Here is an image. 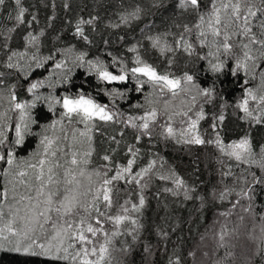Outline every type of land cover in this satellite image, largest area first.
<instances>
[{
	"label": "trees",
	"instance_id": "trees-1",
	"mask_svg": "<svg viewBox=\"0 0 264 264\" xmlns=\"http://www.w3.org/2000/svg\"><path fill=\"white\" fill-rule=\"evenodd\" d=\"M222 2L227 0H215V5L219 7ZM248 2L260 7V0ZM22 6L28 9L26 21L32 16L36 20L19 27H16L14 19H9L10 14L13 17L16 14L14 0H6L0 8V72L4 73L0 77L4 81L0 86V130L8 137L6 144L0 145V155L10 148L15 157L13 165L0 160V208L4 215L15 214L17 210L20 216L30 215L29 209L38 202L36 211H43V202L49 192L56 193L54 202L65 195L76 196L81 202H91L101 183L96 171H107L110 178L118 168L127 165L128 159L134 158L132 174H126L124 180L114 181L111 185V208L104 206L102 196L98 204L106 215L130 216L137 220V225H133L131 220L120 225L106 219L103 221L101 227L108 233L110 244L109 255L101 264H264V232H261L264 225V183H253V174L264 178V169L258 163L236 161L227 154L230 151L227 145L247 136L255 159L259 161L264 155V116L260 123H256L238 107L245 95V87L260 94L264 58L259 56L261 46L251 44L250 39L252 33L257 39H264L260 28L264 13L258 12L256 17L249 18L252 33L243 36L235 25L224 29L227 16L221 9L222 23L217 26L221 29V36L213 37L207 27L213 0H198V6L189 5L187 8L180 7L179 0H22ZM137 8L140 11L133 16ZM246 10L242 7V13ZM201 16L205 23L197 29L194 26L200 23ZM88 20H92V24L80 23ZM78 25L83 28L88 41L76 33ZM185 26L191 31L186 33ZM12 28L16 30L9 32ZM201 30L207 36L204 44L199 42L204 39L199 35ZM225 31L231 37L229 42L233 48L228 52L222 48L217 51L223 43ZM29 32L37 36V41L28 43L25 40ZM157 38L160 43L154 46L153 41ZM5 41L6 48L3 47ZM185 42L193 45L190 52L184 50ZM245 43L249 44L250 55L257 57L253 74L237 69V61L242 60L244 51L249 50L242 47ZM162 47L165 49L163 52ZM11 52L23 53V56L17 55L12 60L19 63L20 68H7ZM81 52L87 53L85 60H102L113 74L119 75L123 70L128 79L99 80L95 72L89 71L87 64L79 66L76 56ZM137 57L155 67L158 74L180 79L185 90H178V95L173 97L168 89L161 91V85L144 83L142 90L136 91L138 81L130 69L138 66ZM61 61L64 67L57 69L55 65ZM221 61L223 67L220 71H213L211 65ZM37 62L43 66L36 67ZM248 64L252 65L253 61H248ZM185 74L191 75L193 82L185 83ZM139 79L145 81L147 77L139 76ZM36 81H44V84L34 93H29L28 87ZM244 81L248 83L244 84ZM195 86L212 88L214 94L211 98L197 96L196 104L192 105L191 96L197 92ZM112 89L123 95H109ZM13 93L16 101L10 99ZM80 93L107 105L108 110L118 115L108 122L98 119L83 122L74 116L71 122L64 118L54 129L49 127L53 121L60 120L63 108L62 104L50 108L45 98ZM36 95L41 99L29 109L31 120L36 122L29 123L24 142L17 145L15 125L21 121L20 111L14 108V103L32 101ZM165 101L168 102L167 108ZM189 107L192 108L189 115L193 119L196 112L203 110L205 118L199 121L198 132L205 140L212 141L218 134L225 145L223 152L215 143L189 144L186 142L188 137L180 135L187 128L188 118L172 114L186 111ZM249 107L255 115L264 105L250 100ZM152 108L157 110V118L149 121V134L145 135L144 130L128 123L129 118H133L136 125L141 124L139 118ZM220 115L224 116L223 121L218 119ZM169 116H172L171 120ZM214 123L215 128L212 127ZM169 124L175 131L172 137L166 133ZM44 136L53 140L47 153L41 143ZM137 136L140 139L137 140ZM129 147L136 152L135 157L129 153ZM88 151H91V156L84 157ZM52 152H56V156H52ZM73 152L77 153L78 159L86 158L90 162L71 166L69 162ZM105 155L110 157L109 161L103 160ZM41 159L45 161L42 177L45 194L38 197L41 180L36 176L41 171ZM153 160L155 165L140 178V184L129 182L131 175ZM30 164H35L36 168L29 167ZM50 167L53 170L52 182L47 183ZM69 167L75 170L78 183H67L71 177L65 176V170ZM81 168L84 169L82 176L79 175ZM21 172L25 175H19ZM177 178L185 182L180 188L175 184ZM89 188L91 192H88ZM242 190L249 196L242 195ZM5 191L6 198L3 195ZM84 192L88 195H82ZM141 195L144 205L138 212L132 211L131 205L139 206ZM27 196L32 200L21 199ZM249 205L251 210L244 211ZM56 206L58 203L49 213L54 220L58 217ZM125 207L129 212L123 211ZM79 215L88 214L80 209ZM96 215L95 211L91 212L92 217ZM78 219V216L69 214L58 222L68 220L75 228ZM90 222L95 224L91 217ZM50 225L51 222L46 228ZM113 231L119 234L112 236ZM86 235L94 241L98 239L99 243L104 241L103 233H98V237ZM76 245L82 246L80 243ZM95 246L98 247V243ZM8 248H0V264H79V260L28 256L7 251ZM91 259L97 257L91 256Z\"/></svg>",
	"mask_w": 264,
	"mask_h": 264
},
{
	"label": "snow or ice",
	"instance_id": "snow-or-ice-1",
	"mask_svg": "<svg viewBox=\"0 0 264 264\" xmlns=\"http://www.w3.org/2000/svg\"><path fill=\"white\" fill-rule=\"evenodd\" d=\"M6 3V0H0V8H2ZM15 4V16L13 17L11 14L9 15V19H14L16 22V27H19L20 25H23L25 23L31 24L33 21L36 20L35 16L31 17V20L25 19L26 13L28 11L27 8L22 6V0H14ZM189 5L196 7L198 6V0H179V6L182 8H187ZM67 7V5H65ZM242 7L246 8V12L242 13ZM255 8V10H253ZM221 9L225 10V14L227 16V22L223 24L224 29H228L229 27H232L235 25L237 29L239 30L240 34L243 36H248L250 33H252V27L250 26V17H256L257 13H264V0H260V7H256L255 5L248 2V0H227V2H222L219 7L215 5V0H213V9L211 16L209 20L207 21V27L211 31V34L213 37H219L221 36V29L217 27L222 23L221 20ZM230 10V11H229ZM139 8L136 9V12L132 13L133 16L136 15L137 12H139ZM200 23L196 24L194 27L197 29H200L201 26L205 23L204 17L201 16ZM242 21V23H237ZM81 24L87 23L92 24V20L88 21H81ZM261 28V36H264V22L260 24ZM16 28L9 29V32L15 31ZM184 31L190 32L191 29L185 26ZM76 33L85 41H88L89 38L87 35H85L83 28H81L79 25L76 27ZM235 33H233L234 35ZM199 35L203 37L204 39H201L199 42L200 44H204L205 40L207 39L206 33L201 30ZM11 38V37H8ZM37 36L33 35L31 32L28 33V35L25 37V40L28 43H33L37 41ZM231 37L227 31L223 33V43L220 44L217 48V51H219L220 48H222L225 52L230 51L233 48V44L230 43ZM181 40H183V34H181ZM160 43L159 38L155 39L153 41L154 46H158ZM251 44H259L261 46V49L259 51V56L261 58H264V39H257L256 35L252 33ZM3 47H7V42L5 41ZM244 49H249V44L245 43L242 45ZM193 49V45L191 43L185 42L184 44V50L185 51H191ZM165 49L162 47L161 51L163 52ZM130 51H134V49H130ZM168 51H172L171 48H168ZM21 55L23 56V53H17V52H11V54L8 56L7 60V68H20L21 65L19 63H13V57ZM87 53L81 52L76 56V60L80 62L79 66L83 67L85 64H87L89 71L95 72L97 74V78L102 81H125L128 79L126 73L122 70L121 74H113V72L109 71L108 68L105 66L104 62L102 60H85ZM209 55H214V53H209ZM33 60H36V57H32ZM51 59V57H49ZM257 57L250 55V49L248 51H244L243 53V59L237 61V69H243L246 73L253 74L255 71V68L257 65L255 64ZM248 61H253L252 65L248 64ZM137 67L131 68L130 71L132 73V76L134 79H137L138 86L135 89L136 91H141L142 86L144 83H152L154 85H161V91L163 89H168L172 96L175 97L178 95V90L184 91L181 87V80L177 78H170L169 75L166 74H158L157 69L153 67L152 65L142 61L139 57H137ZM43 65L39 62L36 63V67H42ZM55 67L57 69H60L64 67V62H58L56 63ZM213 71H220V69L223 67V62L219 63H213L211 65ZM261 67H264L262 65ZM139 74V75H138ZM236 72L233 71V75H235ZM261 87H260V94H257L256 90H253L251 88H244V97L242 100L238 103V107L242 109V111L246 114L247 117L251 118L256 123H260L262 116H264V107H259L257 110L258 114L254 115V111L250 109L249 107V101H256L258 105H264V71H261ZM4 73L0 72V77H3ZM139 76L147 77V80L141 81L139 79ZM253 78L255 76L253 75ZM184 82L185 83H191L193 82V77L191 75L185 74L184 76ZM67 80V77H65V82ZM247 81H244V84H247ZM4 84L3 79H0V86ZM44 84V81H36L33 82L27 89L29 93H34L35 90L40 88ZM197 87V92L195 95L191 96V104H196L197 96L207 97L211 98L214 94V89L212 88H199ZM190 92L191 89H188ZM109 95L113 96H122L123 93L118 92L116 89H112L111 93ZM12 101H16L17 97L13 93L10 97ZM41 97L39 95H36L34 97V100L32 101H25V102H16L14 103V108L20 111V121L21 123H17L15 125V133H16V140L15 144L19 145L24 142V133L28 131L29 123H35L36 121L31 120L29 109L35 107V101L40 100ZM49 101L50 108H53L55 104H62L63 112L61 113L60 120L53 121L49 127L55 128L57 124H60L64 118H67L69 122L72 121L73 117H79L83 122L92 121L94 119H98L100 121L108 122L113 121L115 116L118 115L116 113L111 112L108 110L107 105H103L98 103L96 100L92 99L89 96L84 95L83 93L77 94L75 96L71 95H65L64 97H48L45 98ZM151 103V101H149ZM167 101H165V107L167 108ZM192 112V108L189 107L186 111H182L181 113H173L172 115H183L184 117H187V128L183 129L180 133L181 136H187L188 139L186 140L189 144H195V145H204V144H212L215 143L216 146L223 152L225 150L224 143L220 140L219 135L217 134V137L215 141L212 140H205L201 137V135L198 132V123L200 120L204 119V113L201 109L200 111L196 112L195 116L196 118L193 119L189 114ZM157 118V110L155 108H152L151 111H148L145 113L143 117H140L139 119L142 120V123L139 125H136L133 122V118H129L128 123L131 124L132 127H139L140 129L144 130V134L147 135L148 129L150 127L149 121H155ZM169 120L172 119V116L168 117ZM220 121L224 120V116L220 115L218 117ZM181 123H185V121H181ZM213 128L216 127V124L214 123L212 125ZM166 133L169 137H172L175 135L174 128L169 124L166 127ZM85 133H81V135H84ZM75 135V133H73ZM66 138V137H65ZM90 139V137H89ZM115 140V137L112 138ZM136 139H140L139 136L136 137ZM8 140V137L4 134L2 130H0V145H5L6 141ZM41 143L44 145V152L47 153L49 148L53 144V140L50 139L48 136H44ZM227 148L230 149L228 151V155L230 157H234L236 161H244L245 163H258L259 166L264 169V155L260 156L259 161L255 159L254 150L251 145L250 139L246 136L238 141H233L231 144L227 145ZM129 153L132 154L133 157H135L136 152L133 151L131 147L128 149ZM91 151H88L84 153V157H90ZM52 156H56V152L51 153ZM0 160L5 161L9 165H13L15 163V157L13 154V151L9 148L3 155H0ZM104 161H109L110 157L108 155H105L103 157ZM90 161L86 158H77V153L73 152L72 157L70 160L71 166H79L80 164H88ZM45 161L44 159H41L39 161V164L41 165V171L36 176L37 180H41L40 188L37 191V196H43L44 193V186L45 182L42 181V177L44 176L43 172V165ZM135 163L134 158L128 159L127 165L122 168H118V170L115 171V174L112 175L110 178L108 176V172L104 171L103 173L101 171H96L95 175L98 177H101V183L100 187L96 189L95 194L92 197L91 202H81L76 196L69 197L65 195L63 199H60L59 201L53 200V197L56 195V193L49 192L47 194V197L45 201L43 202L45 204V208L43 211H36V208L39 207V202L37 205H35L33 208H30L29 211L31 212L30 215L26 214L24 216L17 217L15 214H13V218L8 220V222L4 225L3 228H0V248L4 247V243H8L11 245L7 249V251L15 252V253H22L24 255L28 256H52L53 259L56 260H64L68 261L71 260L73 262H76L79 260V264H101L102 261L105 260L106 256L109 255V244H110V238L108 233L105 231L103 227H101L103 221L106 219L107 221H111L114 223V225H120L125 220H131V223L133 225H137V220L132 219L130 216L126 215H106L105 212L101 211L100 206L98 204L100 197L102 196L104 206L107 208H111L112 206V188L111 185L114 181L118 180H124L126 177V174H132L133 172V164ZM156 161H151L147 167L141 169L138 172H135L134 175H131V180L129 182H134L136 184L141 183V179L144 175H146L155 165ZM31 168H36L35 164L28 165ZM59 166V165H57ZM107 168V166H105ZM52 168L50 167L48 169V172L50 175L48 176L47 183L52 182ZM229 173H225V175H228ZM19 175L23 176L25 173L21 172ZM79 175H84V169L81 168L79 171ZM65 176L71 177V179L67 180L68 184L72 183H78V181H75V170L72 167H69L65 170ZM162 179H167L168 177H161ZM184 181L182 179H175V184L178 188L182 187L184 185ZM253 183H264V178L256 177L255 174H253ZM167 191H172L171 189H166ZM71 191V190H69ZM92 189L89 188L88 192H91ZM227 191V189L225 190ZM88 192L82 193V195L87 196ZM242 195L248 197L249 193L244 192L242 190ZM4 197H7V191L3 193ZM221 198H223L224 193L222 192ZM21 199H27L29 201L32 200V197H21ZM250 199V197H249ZM58 203L59 206L55 207V212L58 214V217L56 220L53 219V217L49 214L52 210L54 204ZM145 203L144 197L141 195L139 198V206L135 203L131 205L132 211L138 212L140 210V207L143 206ZM239 203V202H237ZM236 205L234 204L233 207ZM83 209L85 213L88 215L80 216L79 210ZM251 205L249 207L245 208L244 211H250ZM18 211V210H17ZM95 211L97 215L95 217L91 216V212ZM123 211L125 213L129 212V209L127 207L123 208ZM75 215L78 216V223H76V227L74 228V225L72 222H69L68 220H64V223H59V219L66 215ZM4 213L3 209L0 208V219H3ZM91 220H94L95 224L93 222H90ZM243 219V217L241 218ZM51 222V231L46 228V225ZM5 232L8 234L5 235ZM261 232H264V225L261 227ZM86 233L90 234L91 237H98V233L104 234V241L102 243H99L98 239L96 241L89 238ZM118 231H113L111 233L112 236L118 235ZM164 235H167L166 233ZM133 239H135V236H133ZM221 239H223V235L221 236ZM76 242H79L80 247L76 246ZM98 243V247L95 246ZM70 249L72 251H70ZM89 256H96L97 259L93 260L88 258Z\"/></svg>",
	"mask_w": 264,
	"mask_h": 264
},
{
	"label": "rangeland",
	"instance_id": "rangeland-1",
	"mask_svg": "<svg viewBox=\"0 0 264 264\" xmlns=\"http://www.w3.org/2000/svg\"><path fill=\"white\" fill-rule=\"evenodd\" d=\"M16 213H15V215L17 216V217H19L20 215L19 214H17V211H15ZM22 212V211H21ZM13 218V214H10V215H8V214H6V215H4V217H3V219H0V228H3L4 227V225L8 222V220H10V219H12ZM63 223V222H62ZM48 230L49 231H51V227L50 228H48ZM8 233L7 232H5V235H7ZM79 242H76V244H78ZM4 246H9V247H11V245L10 244H8V243H4ZM77 246V245H76ZM70 251H72L71 249H70ZM96 257V256H95ZM88 258H90L91 259V256H89ZM98 258V257H97Z\"/></svg>",
	"mask_w": 264,
	"mask_h": 264
}]
</instances>
